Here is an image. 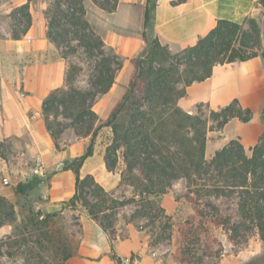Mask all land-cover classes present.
<instances>
[{"label":"trees","instance_id":"1","mask_svg":"<svg viewBox=\"0 0 264 264\" xmlns=\"http://www.w3.org/2000/svg\"><path fill=\"white\" fill-rule=\"evenodd\" d=\"M86 1L55 0L54 11L48 18L47 36L52 42L64 46L76 41L96 61L90 88H55L43 101L45 126L58 150L65 129L62 122L58 121L60 115L71 119L74 126H79L85 134H92V139L97 134L99 126L95 125L97 113L93 108L94 101L98 95L110 91L122 67L118 54L107 51L104 39L87 18ZM92 1L108 12L116 11L119 3V0ZM160 1L146 2L142 33L145 46L133 60L135 71L127 92L106 122L114 135L106 150V167L109 171H115L119 159L123 158L120 182L132 187L133 196L128 199L117 198L114 190H106L92 174L82 175L81 168L85 160L94 153L91 142L82 154L67 164L75 177V191L65 204L70 208L83 207L92 220L109 232L111 240L126 238L132 230L125 225L122 227L123 232L119 233L111 215L117 214L118 209L129 203H136L140 209H136L135 217L147 216L153 210L152 202L149 201L151 197L167 193L174 180L186 178L189 192L195 195V198L190 199L197 208L198 196L203 194L215 197L237 194L242 221L230 228L234 233L232 238L236 240L241 232L245 236V232L255 228L264 240V131L258 142L250 148V155L239 139H232L207 160V120L199 113L183 110L177 104L186 95L189 85L211 77L216 64L246 61L258 55L254 50L260 36L256 21L250 16L243 23L217 19L215 25L199 36L195 44L174 53L161 43L156 32ZM187 1L172 0L171 3L177 5ZM257 3L264 7V0H257ZM11 14L14 19L13 37L20 39L33 24L30 3L21 4ZM246 22L249 28L245 26ZM78 68L76 65L69 68V82L75 80L74 70ZM179 83L184 86L179 88ZM210 116L218 121L220 127H224L232 118L249 122L253 112L248 107L244 108L235 98L219 110L212 109ZM262 118L264 122V110ZM120 150L121 157L118 154ZM0 157H4L1 151ZM40 180V177H34L20 181L15 192L26 194L34 190ZM86 187H93L91 199L85 196ZM111 208L113 213L109 215L106 211ZM157 208L163 210L162 207ZM158 216L160 213L157 212L155 217ZM18 218L19 211L14 202L0 194V227L11 225L23 234V237L18 235L19 239L12 246L28 242L33 244L30 251L32 260L26 259L25 264H53V261L61 264L77 253L79 246L69 248L68 234L63 230L62 223L61 231L57 228L56 222L62 220L59 212L46 213L40 219L28 209L21 218L22 222ZM76 221L80 227L79 217ZM230 221L231 217L228 216L223 220L217 219L215 224L228 225ZM187 233V230L183 232L179 247L184 261L185 256L192 252L186 244L191 239ZM12 237L10 235L9 239ZM52 248H55L54 253ZM205 248L204 255H212L208 244ZM111 256L121 264L120 257L115 253ZM191 260H194L193 257ZM199 260L205 264L203 258ZM197 262L195 260V264ZM248 264H264V253L251 259Z\"/></svg>","mask_w":264,"mask_h":264},{"label":"rangeland","instance_id":"2","mask_svg":"<svg viewBox=\"0 0 264 264\" xmlns=\"http://www.w3.org/2000/svg\"><path fill=\"white\" fill-rule=\"evenodd\" d=\"M26 2L30 3L33 19L35 17L37 18V25L39 26H43L44 22L47 26L48 18L55 8V0H0V85L2 83V76H4L8 86H19L22 91L31 94L30 87L32 82H34L33 77L30 78L24 75V77H19L18 79L17 70L22 71L25 69V65H31L35 61H42V63L46 64L55 59H59L62 61L61 63H64L66 69L65 84L56 88H90L91 80L94 78L96 61L85 53L84 48L78 42L71 41L64 46L57 45L53 42V48L48 49L43 54L44 56L40 55V57L36 58L37 53H31L28 48L33 38L32 35H29V31L26 35L21 36L20 39L13 37L14 19L11 13L18 6ZM85 5L87 18L104 39L107 51L112 50L116 52L122 63V67L118 70L115 82L110 91L98 95L94 101L93 108L97 113L95 125L99 126L97 134L92 139V134H85L79 126H74L71 119L60 115L58 121L62 122L65 129L60 138L61 148L59 150L55 145L52 147L47 145L42 136L39 138L40 142L34 143H31V138L28 136L0 140L2 142L0 151L4 154V157H0V194L7 196L14 202L19 211V222H22L21 218L28 209L34 214H37L40 219H42V214L45 216L49 212H59L62 220L61 222H56L57 228L61 231L62 223L63 230L68 234L67 241L69 248L79 246L83 234L95 235L98 226L94 224L95 221L90 218L83 207L70 208L65 204L74 193L69 192V189L72 186L74 187V176L71 175L72 180L68 179L67 181L59 182L58 188H61L62 183H66L65 192H63V195L58 200H52L54 196L51 195V190L57 187L54 186V177L55 175L64 176L65 172L70 170L67 168V164H70L76 156L69 158L64 156V154L68 144L75 142L76 139H86L83 152L92 142L94 151L96 150L100 154H106L107 147L112 143L114 137L111 126L107 125L106 122L110 118L114 108L127 92L129 82L135 71L133 60L145 46V40L142 35L143 31H140L143 27L142 5L128 6L123 4L120 10V15L131 19V26L139 30L121 28L111 32L103 31V29H109V27L113 26L114 19L111 18L112 16L109 18L106 10L101 9L92 0H87ZM245 26L249 28L247 22ZM9 41L15 43V48L8 46L7 43ZM117 41H122L123 44L114 46L113 43ZM254 50L258 55L263 56L264 48L260 42V36L259 44L255 46ZM72 65H76L79 68L74 70L76 73L75 80L69 82L67 79L68 70ZM183 86V83L178 84L179 88ZM53 89L55 88L50 89L49 92ZM263 96L258 91L254 96L249 98L253 112L252 120L243 122L238 120L239 118L234 119L228 123L226 128V125L220 127L218 121L211 118V110H209L206 103L196 104L191 112L185 109L187 105L183 103V100L182 105L180 104V100L181 98H185L184 96L178 100L177 104L183 110L193 114L199 113L207 120V142L209 135L210 143L208 147L206 146V158L210 160L215 153L214 148H219L221 143H225L224 146L227 145L232 140L231 138L239 139L236 138L238 135L242 137L244 140L243 144H246L247 148L253 142L257 131L261 127L259 118ZM246 151L249 155L251 154L250 149H246ZM83 152L78 153V155ZM121 152L122 150L118 153L119 157H121ZM10 163H14L20 169L7 172L6 168L11 167L9 165ZM61 163L64 166L62 169H58ZM101 166V157L96 154L90 161L88 168L91 171L97 172ZM37 167L39 172L35 171ZM123 168L124 161L123 158H120L115 172L121 173ZM82 175L86 176L87 174L82 173ZM34 177H40L41 179L34 190L23 195L15 192V187L18 182L27 181ZM85 189V196L91 199L93 187H86ZM112 190H114L113 193L117 198L128 199L133 196L132 187L121 182ZM190 197L195 198V195L189 192L187 179L179 178L173 181L167 193L149 199L152 202L153 210L147 216L135 217L136 209H140V206H137L136 203H129L125 207L118 209V213L115 215L112 214V208L106 211L109 215L112 214L111 219L115 221L119 233L123 232L122 227L127 225L128 229L132 230L131 233L141 232V238L147 240L149 243L145 253H133L129 262L124 264H142L141 258L145 255L146 257L150 256L144 262L145 264H195V260L198 261L197 263H200V258L204 259L205 264H248L251 259L264 253V240L261 239L258 230L255 228L249 232H245V236H243L244 232H241L240 237L236 240L232 238V234L234 233L233 229L230 228L233 224H238L242 221V216L238 208L239 197L237 194L232 197H215L203 194L202 196H198V208ZM158 206L162 207L163 210L158 209ZM201 211L203 212L201 213ZM157 212L160 213V216L155 217ZM228 216L231 217L228 225L215 224L217 219L221 218L223 220ZM78 217L81 224L80 227L76 224ZM96 223L99 225L98 222ZM49 229L52 230L53 228ZM101 229L103 232L109 233L102 227ZM186 230L188 231L187 236H191L190 241L187 240L186 244H188L187 247L192 252L189 256H185L186 260L184 261L182 259L184 255L180 253L179 247L181 239L183 240V232ZM10 235L13 237L9 239ZM18 235L23 237L20 229L15 230L11 225L0 227V264H25L24 261L26 259L32 260L30 251L33 244L31 242L12 246L15 240L19 239ZM196 238L197 240L193 241ZM206 244L213 251L210 256H207V254L204 255ZM52 251L54 253L55 248H52ZM78 251L73 256L77 255ZM192 257L194 260H191ZM137 259L139 261L135 262ZM31 263L35 264L34 262ZM65 263L66 261L61 264ZM53 264H57V261H53Z\"/></svg>","mask_w":264,"mask_h":264},{"label":"crops","instance_id":"3","mask_svg":"<svg viewBox=\"0 0 264 264\" xmlns=\"http://www.w3.org/2000/svg\"><path fill=\"white\" fill-rule=\"evenodd\" d=\"M146 2L147 0H119L116 11H106L107 16L109 18L112 16L111 18L114 19L113 26L109 27V29H101L106 32L116 31L121 28L139 30L131 26V19L120 15V10L123 4L128 6L140 4L143 7V27L140 31H143ZM171 2L172 0L160 1L156 18V32L161 43L167 45L174 53L195 44L199 36L206 34L215 25L217 19H230L243 23L250 15L252 8L257 4V0H188L177 5H173ZM37 23L38 20L35 17L29 30V35H32L33 38L31 37V44L28 47L31 53H37L36 58L40 57V55L42 56L54 46V43L47 36L46 23L44 22L43 26H39ZM7 44L15 48V43H12V41ZM113 44L114 46H120L123 42L117 41ZM61 62L59 59L46 64L42 63V61H35L31 65H25L24 70H17L18 79L19 77H24V75L30 78L33 77L34 82H32L30 87L31 94L22 91L19 86H8L4 76H2L0 85V140L28 136L31 138V143H34L40 142L39 138L42 136L47 145L51 147L54 145L51 135L45 126L42 105L50 89L65 84L66 69L64 63ZM258 91L264 95V58L261 55L246 61L216 64L213 67L211 77L203 81H195L187 87V95L186 97L184 96L185 98H181L180 104L182 105L183 100V103L187 105L185 109L190 112L198 103H206L209 110H219L235 98H238L243 107L251 109L252 105L249 98ZM263 109L264 96L259 118L261 127L248 148L246 144H243L247 150L258 142L260 135L264 131L262 122ZM234 119L238 118H232L230 121ZM236 138H239L242 143L244 142L240 135L236 136ZM85 140V138L76 139L75 142L68 144L64 156L73 158L78 153L83 152ZM209 143L210 136L208 135L207 147ZM224 144L221 143V146L214 148V151L222 148ZM96 154L100 155L102 161V166L97 172L88 168L90 161ZM9 165L11 167L6 168L7 172L20 169L14 163ZM81 173L92 174L106 190H112L121 180V173L109 171L105 163V154H100L96 150L86 159L81 168ZM71 175L74 176L71 170H67L64 176L55 175L54 186L57 187L51 190V195L54 196L52 200L56 201L63 195L66 183H62L61 188H58L59 182L71 179ZM61 189L62 191H60ZM69 190L70 193L75 191V183L74 187L72 186ZM94 224L98 226L97 233L95 235L83 234L78 254L69 258L65 264H119L112 258V253L120 257L122 260L121 264H124L129 262L133 253L140 252V254H143L149 246L148 241L141 238V232H132L126 238L111 240L108 233L103 232L96 222ZM148 257L150 256H143L141 263L145 264L144 262ZM138 261L137 259L135 262Z\"/></svg>","mask_w":264,"mask_h":264},{"label":"water","instance_id":"4","mask_svg":"<svg viewBox=\"0 0 264 264\" xmlns=\"http://www.w3.org/2000/svg\"><path fill=\"white\" fill-rule=\"evenodd\" d=\"M250 17L256 21V24L259 28L260 32V42L264 48V7L257 3L251 10ZM64 166L63 163H61L58 166V169H62Z\"/></svg>","mask_w":264,"mask_h":264},{"label":"built area","instance_id":"5","mask_svg":"<svg viewBox=\"0 0 264 264\" xmlns=\"http://www.w3.org/2000/svg\"><path fill=\"white\" fill-rule=\"evenodd\" d=\"M35 171H36V172H39L38 167L35 169ZM38 208H39V207H38ZM43 217H44V215L42 214V215H41V218H43Z\"/></svg>","mask_w":264,"mask_h":264}]
</instances>
